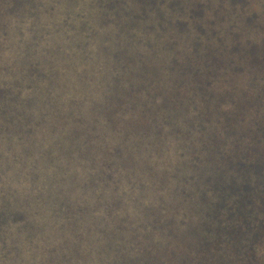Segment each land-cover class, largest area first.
Listing matches in <instances>:
<instances>
[{
    "label": "trees",
    "instance_id": "1",
    "mask_svg": "<svg viewBox=\"0 0 264 264\" xmlns=\"http://www.w3.org/2000/svg\"><path fill=\"white\" fill-rule=\"evenodd\" d=\"M126 1L134 25H99L129 34L119 80L54 104L57 132L90 139L89 180L120 190L76 216L77 264H264V26L224 25L222 0Z\"/></svg>",
    "mask_w": 264,
    "mask_h": 264
},
{
    "label": "rangeland",
    "instance_id": "2",
    "mask_svg": "<svg viewBox=\"0 0 264 264\" xmlns=\"http://www.w3.org/2000/svg\"><path fill=\"white\" fill-rule=\"evenodd\" d=\"M220 4L229 10L224 25H250V34L264 26V0ZM130 6L127 0L124 11ZM129 24L117 0H0V264H77L89 257L68 231L76 216L99 213L93 200L116 195L118 181L89 180L99 164L84 158L90 139L57 132L54 104L82 87L107 97L96 88L119 80L127 56L115 43L130 37L109 39L99 25ZM257 31V39L264 37Z\"/></svg>",
    "mask_w": 264,
    "mask_h": 264
}]
</instances>
